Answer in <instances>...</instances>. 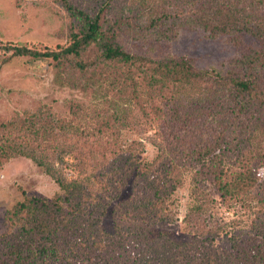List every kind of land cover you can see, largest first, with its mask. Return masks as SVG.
Segmentation results:
<instances>
[{
    "label": "trees",
    "instance_id": "16d2710c",
    "mask_svg": "<svg viewBox=\"0 0 264 264\" xmlns=\"http://www.w3.org/2000/svg\"><path fill=\"white\" fill-rule=\"evenodd\" d=\"M61 2L74 22L67 44L0 42L51 62L56 83L87 98L69 100L66 115L43 104L0 119V169L24 157L58 186L51 199L25 195L4 212L0 264H264V45L225 70L202 69L152 47L126 50L108 26L109 5L89 12ZM213 5L200 0L196 15L214 36L264 40V21L242 14L230 27L227 0ZM147 140L151 161L142 158ZM187 180L182 222L192 238L179 243L156 227L179 220L174 196ZM224 204H240L249 220L219 217ZM109 207L113 232L102 224Z\"/></svg>",
    "mask_w": 264,
    "mask_h": 264
},
{
    "label": "rangeland",
    "instance_id": "374dc122",
    "mask_svg": "<svg viewBox=\"0 0 264 264\" xmlns=\"http://www.w3.org/2000/svg\"><path fill=\"white\" fill-rule=\"evenodd\" d=\"M72 5L89 12L99 11L102 5L107 8L108 26L119 34L122 46L131 52L155 48L157 55L185 56L202 69H227L242 53L251 47H262L264 40L248 33L240 34L233 40L232 33L214 36L201 25L196 15L200 0H68ZM218 0H214V5ZM225 2L226 0H222ZM228 26L236 22L242 14H251L258 23L264 21V1L227 0ZM106 3V4H105ZM231 3L236 6L233 8ZM204 5H207L204 3ZM238 11L237 13H234ZM212 17L215 11L212 10ZM122 20L120 21V19ZM212 20L210 28L219 24ZM234 22V23H235ZM73 19L66 12L61 0H0V42L17 47L54 49L67 44ZM238 26V23H237ZM259 27H257L258 31ZM166 38H161L159 35ZM56 70L47 60H34L16 57L11 51L0 50V119L10 118L16 113L36 110L41 105L51 106L60 114L66 115L69 100H86L79 90L62 86L55 81ZM126 140L136 139V135L125 133ZM146 152L142 155L147 161L157 155L156 147L145 142ZM264 161V160H263ZM260 168V173L264 172ZM189 180L181 187L174 198L179 220L175 223H161L157 231L166 232L175 242L191 240L184 230V219L190 204ZM210 187V191H211ZM58 192L57 184L33 161L24 157L11 159L0 169V230H3L4 212L22 201L24 196H37L51 199ZM130 193L129 186L121 199ZM218 198V195H215ZM116 203V202H115ZM216 214L228 221H248L247 214L240 204H224L216 207ZM103 227L113 232L112 207L102 219ZM220 247L229 249V236L218 238Z\"/></svg>",
    "mask_w": 264,
    "mask_h": 264
}]
</instances>
